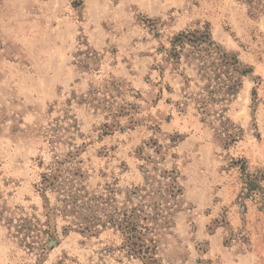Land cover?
Returning <instances> with one entry per match:
<instances>
[{
	"label": "rangeland",
	"instance_id": "1",
	"mask_svg": "<svg viewBox=\"0 0 264 264\" xmlns=\"http://www.w3.org/2000/svg\"><path fill=\"white\" fill-rule=\"evenodd\" d=\"M187 31L253 69L236 97L202 102L197 61H167ZM56 161L82 177L84 197L158 214L160 264H264V11L249 0H0V264H142L116 229L66 234L61 218L52 250L26 246L21 227L45 223L38 185Z\"/></svg>",
	"mask_w": 264,
	"mask_h": 264
},
{
	"label": "trees",
	"instance_id": "2",
	"mask_svg": "<svg viewBox=\"0 0 264 264\" xmlns=\"http://www.w3.org/2000/svg\"><path fill=\"white\" fill-rule=\"evenodd\" d=\"M249 4L255 11H264L258 0H249ZM163 50L167 52V61L174 65H179L184 58L197 61L198 75L205 82L200 97L202 102L209 104L228 102L236 97L242 88V80L253 74L252 68L243 65L236 54L228 53L216 44L208 32H182L172 39L170 50ZM253 94L256 95L255 92ZM202 108L207 110L204 103ZM65 167V164L56 161L41 176L38 191L44 198L46 221L41 225L34 219L22 225L24 242L31 239L26 246L33 249L38 246L40 257L52 250L58 245L54 223L61 218L69 222L63 228L66 234L75 231L94 235L109 227L116 229L123 235L122 250L128 257L142 264H160L157 258L158 241L154 228L149 225L158 220V214L150 217L144 206L120 209L115 206L112 197H84V189H80L82 185L77 182L82 177L75 169ZM175 191V188L171 190L173 194ZM49 193L57 195L56 204L50 203ZM140 193L139 190L133 191L134 197L142 198ZM146 207L160 211L158 204Z\"/></svg>",
	"mask_w": 264,
	"mask_h": 264
}]
</instances>
